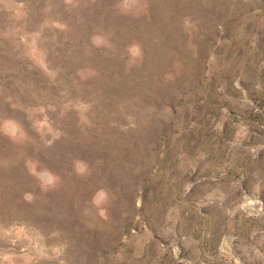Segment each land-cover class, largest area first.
<instances>
[{
    "label": "rangeland",
    "instance_id": "374dc122",
    "mask_svg": "<svg viewBox=\"0 0 264 264\" xmlns=\"http://www.w3.org/2000/svg\"><path fill=\"white\" fill-rule=\"evenodd\" d=\"M0 264H264V0H0Z\"/></svg>",
    "mask_w": 264,
    "mask_h": 264
}]
</instances>
